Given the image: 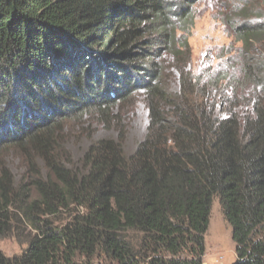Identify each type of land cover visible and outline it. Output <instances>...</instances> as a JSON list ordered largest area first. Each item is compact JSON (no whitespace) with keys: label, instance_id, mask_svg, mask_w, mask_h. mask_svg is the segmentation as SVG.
Instances as JSON below:
<instances>
[{"label":"trees","instance_id":"1","mask_svg":"<svg viewBox=\"0 0 264 264\" xmlns=\"http://www.w3.org/2000/svg\"><path fill=\"white\" fill-rule=\"evenodd\" d=\"M201 1L0 0V237L27 243L0 264H204L215 197L234 264H264V2L222 5L239 45L202 77ZM137 97L149 124L133 152L120 135L66 155L65 124L108 125ZM13 152L19 183L1 165Z\"/></svg>","mask_w":264,"mask_h":264},{"label":"rangeland","instance_id":"2","mask_svg":"<svg viewBox=\"0 0 264 264\" xmlns=\"http://www.w3.org/2000/svg\"><path fill=\"white\" fill-rule=\"evenodd\" d=\"M211 3H210V2ZM202 0L197 6V18L195 26L189 37L192 54L191 69L195 76L204 77L209 72H213L218 63L223 59L225 53L231 56L232 49L239 44L232 36L221 20L223 4L227 2L218 0ZM264 0H259V3ZM230 8V1L225 5ZM235 50V49H234ZM226 56V57H227ZM225 58V57H224ZM173 91L179 89L177 74L169 75L167 82ZM223 86H220L222 89ZM211 91L212 88H211ZM117 113L120 114L110 124L99 123L98 120L89 118L85 120L89 123V128L82 129V126L68 122L64 125L63 134L65 153L69 157L77 158L89 145L91 138L111 137L119 139L122 136L123 149L126 153L133 152L138 143L142 141L147 133L149 124V108L146 101L140 98L122 103ZM72 126V127H71ZM70 130V131H69ZM70 137H73L70 139ZM12 152V151H10ZM37 167L42 171L44 161L36 156ZM1 165L10 170L16 183L21 182L27 172V158L18 152L6 155L1 160ZM0 167V171H1ZM24 234H28L26 231ZM27 246L26 240H22L15 234L0 237V247L7 255H15L22 252ZM207 252L204 256V264H234L236 260V246L232 238V228L228 224L220 200L215 197L212 204L209 229L206 234ZM98 264H112L110 261L98 259Z\"/></svg>","mask_w":264,"mask_h":264}]
</instances>
